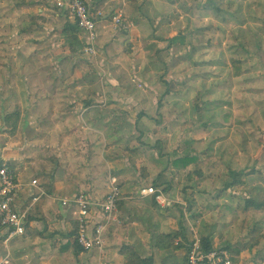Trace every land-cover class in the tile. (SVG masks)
<instances>
[{
  "label": "crops",
  "instance_id": "0c3cea01",
  "mask_svg": "<svg viewBox=\"0 0 264 264\" xmlns=\"http://www.w3.org/2000/svg\"><path fill=\"white\" fill-rule=\"evenodd\" d=\"M13 1L11 9L25 15L23 21L31 19L27 31L32 27L37 36L39 66L23 68L20 76L25 83L21 102L29 98L27 111L30 115L38 112V119L29 118L24 128L37 130L40 153L36 159L31 155L0 158L16 163L14 172L22 188L15 204L26 216L23 234L13 239L0 227V264H122L119 249L123 245L132 246L142 258H152L151 264H186L184 248L159 250L155 246L157 235L176 232L180 220L188 234L209 236L218 249H244V244L223 248L224 240H217L219 233L211 226L209 233H200L202 225L195 231L189 229L179 191L188 184L186 174L191 167L174 164L188 149L183 145L187 141L195 149L190 154L199 158L213 155L219 163L226 158L217 150L220 140L207 141L199 132L214 118L220 120L216 104L222 97L220 49L226 30L218 16L223 1L82 0L95 15L94 56L84 53L82 32V51L72 52L63 45L60 31L64 23L74 21L69 13L57 10L48 0H23L20 7L18 0ZM118 12H122L123 26L115 28L112 16ZM200 20L209 27H198ZM170 39L165 55L162 51ZM107 44L113 54L104 52ZM233 45L228 44L227 54ZM230 62L227 67L231 68ZM242 65L243 74L233 77L239 81L247 80V64ZM34 95L37 103L30 98ZM200 112L206 113L205 118L198 116ZM17 123L15 118L11 128ZM217 168L218 164L209 174ZM159 172L170 181L168 192L152 185ZM112 178L121 188L120 224L104 227L101 248L84 251L75 241L78 209L60 201L75 192L85 194L93 203L88 215V232L93 233L96 225L104 223L95 204L106 197ZM32 180L36 187L29 185ZM203 181L206 178L195 182L194 191H202ZM149 186L177 200L183 217L175 205L161 207L150 195L140 194ZM37 188L45 195L33 203ZM196 199L206 205L199 193ZM197 211L190 212L191 216ZM245 252L239 258L246 255L244 264H252Z\"/></svg>",
  "mask_w": 264,
  "mask_h": 264
},
{
  "label": "rangeland",
  "instance_id": "374dc122",
  "mask_svg": "<svg viewBox=\"0 0 264 264\" xmlns=\"http://www.w3.org/2000/svg\"><path fill=\"white\" fill-rule=\"evenodd\" d=\"M222 1V15L218 18L224 22L226 31L222 32L221 40L226 42L220 49L223 57L222 97L221 103L216 104L220 120L214 118L210 123L214 127L204 126L199 132L204 133L207 141L211 138L220 140L217 150L226 158L218 163V169L212 170L215 175H208L206 181L200 184V190L205 193L201 191L199 199H204L206 205L196 212V216H191L187 210L186 214L190 230L195 231L196 226L202 225L200 233H209L210 226L212 229L216 228L217 234L219 233L217 240H224L222 247L230 249L234 245H245L255 237L250 233L241 234L233 226L239 218L236 205L245 197L258 202L264 201V149H261L264 142V0ZM12 5L14 6L13 0H0V158L31 155L36 159L40 153L38 132L36 129L24 128V125L29 118L38 119V112L30 115L26 109L29 98L21 102L19 87L24 82L20 76L23 68L39 66L34 42L37 36L32 27L27 32L21 30L20 23L27 18L20 11H13ZM196 23L198 27H209L208 23H201V20ZM228 44L234 45L228 48L227 54ZM236 58L247 64L245 81L234 79L231 76L232 68L227 67V62ZM30 98L33 103H37L35 95ZM198 116L205 118L206 113L200 112ZM15 118L17 126L11 128ZM213 145L210 143L209 147L212 148ZM224 166L249 175L244 178V186L236 185L237 187L224 191L219 199L220 204H217L212 198L215 190L229 181V177L222 174ZM254 220L263 238L256 247L246 252L253 259L250 263L264 264V210ZM224 231L226 237L223 235ZM196 234L199 236L197 232ZM242 235L245 236L244 239ZM239 256H233L235 264H244L248 260L246 255L243 258Z\"/></svg>",
  "mask_w": 264,
  "mask_h": 264
},
{
  "label": "built area",
  "instance_id": "2783aa9c",
  "mask_svg": "<svg viewBox=\"0 0 264 264\" xmlns=\"http://www.w3.org/2000/svg\"><path fill=\"white\" fill-rule=\"evenodd\" d=\"M57 10L69 13L73 20L77 22L81 32L86 38L84 53L94 56L95 49V15L91 13L82 0H48ZM112 23L115 28L123 26L122 12L112 16ZM30 186L36 187V180H32ZM22 185L17 182L14 170L9 166L7 160L0 162V227L7 230V237L13 239L24 232L25 213L16 209V200ZM38 195L32 198V202L38 201L40 196L45 193L41 188ZM141 195H150L153 200L161 207H170L177 200L168 199L161 190L153 186L140 190ZM121 196V188L115 179H111L109 192L99 203L95 204L102 212L104 223L94 227L93 233L88 232L89 209L93 203L87 199L82 192H75L70 198L61 199V205H74L78 209L77 230L75 235L76 244L84 251L103 246L102 235L104 227L113 224L119 225L118 200ZM186 264H234L229 253L225 249L211 250L202 252L200 250L199 236L194 234L191 238Z\"/></svg>",
  "mask_w": 264,
  "mask_h": 264
},
{
  "label": "trees",
  "instance_id": "16d2710c",
  "mask_svg": "<svg viewBox=\"0 0 264 264\" xmlns=\"http://www.w3.org/2000/svg\"><path fill=\"white\" fill-rule=\"evenodd\" d=\"M17 6L20 7L23 0H18ZM26 2V1H25ZM26 4V3H25ZM24 4V5H25ZM31 19L27 21H22L20 23L21 30L26 32L28 27L31 24ZM81 29L78 27L77 22H69L64 23L62 30L60 31V39L66 47H68L72 52L74 51H82L83 50V43L80 37ZM182 35H177L175 38H181ZM172 39H170L168 46L162 51L163 54L167 55L168 50L171 48ZM105 53L113 54V50L111 49V45L107 44L104 46ZM232 68V76L239 77L243 74L244 69L242 66L241 60L237 59L231 63ZM20 97L23 99L25 98L24 93V85L21 82L20 84ZM184 146L188 145V149L183 152L182 159H177L174 161L175 166H182L184 168L191 167V170L187 171L186 174V181L188 182L184 184L180 188V196L184 203L186 204V210L190 212H194L196 210H200L203 205L198 203L196 199L197 193L201 191H194L195 182L199 179L203 180L207 178L209 171L215 167L219 163V158L213 155H205L202 157H198L197 155L190 154V150L195 152V149L192 147V141H187L183 143ZM262 150L264 149V142L262 143ZM1 162V161H0ZM9 166L15 171L16 163L7 161ZM218 169V168H217ZM207 172V175H205ZM225 173V174H224ZM222 174L229 177V181H227L222 188L216 189L214 195L212 196L213 199L218 200L224 191L228 190L234 186H244L245 180L244 178L249 175V173H245L240 170H232L228 166H224V170ZM164 172H159L157 180L152 184L156 187H162L164 192H168L170 190V181L165 178ZM219 178V174L216 177ZM236 186V187H237ZM235 187V188H236ZM205 193V191H202ZM121 198V196H120ZM119 198V200H120ZM118 200V203H119ZM180 213H182V205H175ZM194 209V211H192ZM236 210L238 212L239 218L233 223V226L238 229L241 234H252L255 237L251 238L248 243L244 245V249H231L228 250L230 256H238L242 251L252 249L255 245H258L259 242L262 240L261 230L254 220L257 215L260 214L262 210H264V201H256L251 197H245L241 203L237 204ZM194 214H192L193 216ZM183 217V213L181 214ZM194 234H188L187 230L183 226V221L180 220L178 229L176 232L171 234H159L156 237L155 246L159 250L168 249H175V248H184V255L183 258H187V254L189 252L190 244H191V237L193 238ZM180 237V242H177V239ZM200 250L202 252H207L211 250H218V248L213 244L210 240L209 236L200 235ZM256 247V246H255ZM249 248V249H248ZM120 255L123 257L122 264H151L152 258H142L139 253L130 245H123L119 249ZM231 258V260H232ZM233 261V260H232Z\"/></svg>",
  "mask_w": 264,
  "mask_h": 264
}]
</instances>
